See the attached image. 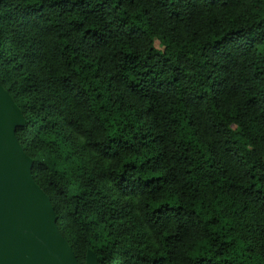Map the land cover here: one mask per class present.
I'll return each instance as SVG.
<instances>
[{
	"label": "trees",
	"instance_id": "trees-1",
	"mask_svg": "<svg viewBox=\"0 0 264 264\" xmlns=\"http://www.w3.org/2000/svg\"><path fill=\"white\" fill-rule=\"evenodd\" d=\"M0 37L80 264H264V0H1Z\"/></svg>",
	"mask_w": 264,
	"mask_h": 264
},
{
	"label": "water",
	"instance_id": "water-1",
	"mask_svg": "<svg viewBox=\"0 0 264 264\" xmlns=\"http://www.w3.org/2000/svg\"><path fill=\"white\" fill-rule=\"evenodd\" d=\"M25 124L0 83V264H80L59 230L50 197L33 178L34 161L16 133ZM86 264H99L94 251Z\"/></svg>",
	"mask_w": 264,
	"mask_h": 264
},
{
	"label": "rangeland",
	"instance_id": "rangeland-1",
	"mask_svg": "<svg viewBox=\"0 0 264 264\" xmlns=\"http://www.w3.org/2000/svg\"><path fill=\"white\" fill-rule=\"evenodd\" d=\"M157 46H158V47H161V45H160V43H159V42H157Z\"/></svg>",
	"mask_w": 264,
	"mask_h": 264
}]
</instances>
